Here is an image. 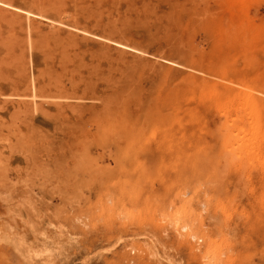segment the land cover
<instances>
[{
    "label": "rangeland",
    "instance_id": "obj_1",
    "mask_svg": "<svg viewBox=\"0 0 264 264\" xmlns=\"http://www.w3.org/2000/svg\"><path fill=\"white\" fill-rule=\"evenodd\" d=\"M11 1L67 24L0 15V264H264V0Z\"/></svg>",
    "mask_w": 264,
    "mask_h": 264
},
{
    "label": "bare ground",
    "instance_id": "obj_2",
    "mask_svg": "<svg viewBox=\"0 0 264 264\" xmlns=\"http://www.w3.org/2000/svg\"><path fill=\"white\" fill-rule=\"evenodd\" d=\"M27 6V7H26ZM40 8H42L41 6H38L34 3H32L31 5H16L14 4L11 0H0V15H7L9 16L10 19H13L15 20L17 18L18 20V29L20 28L21 30L20 31H23V29L25 28V31H26V40L29 44V47L31 48V50H37L38 49V44L39 42H43V38L40 40V36H39V26H40V23H45L47 26L49 27H54L52 29H50L54 34L58 33L60 31V24L56 26V23H61L63 24L65 21L63 19H59L58 18V21H54V18H50L48 17ZM4 18V17H3ZM6 18V16H5ZM40 18L42 19H46V20H41ZM9 19V21H10ZM11 20V21H13ZM26 20V21H25ZM10 21V22H11ZM14 22V21H13ZM55 24H54V23ZM67 24L66 22L63 24L65 25ZM68 27H69V23H68ZM71 28H75L76 30H80L82 32H85V33H88L89 34V29L83 27H77V26H70ZM17 31V30H16ZM49 31V30H48ZM69 31V35L73 32H71L70 30ZM18 32V31H17ZM71 32V33H70ZM91 32V31H90ZM77 35V33L75 32L74 35ZM105 37L107 38H110L109 36H106L104 34ZM102 37V39H106L105 37ZM20 39V38H19ZM45 40V39H44ZM110 41V39H108ZM23 41V40H22ZM21 41V44H25V42H22ZM18 43V42H17ZM105 43V42H104ZM117 43V42H116ZM122 43V42H121ZM119 44V45H122V44ZM106 45L110 46V44L108 43H105ZM17 45V44H16ZM19 45V44H18ZM21 46V45H20ZM23 47V46H21ZM25 48H26V45H25ZM22 50V49H21ZM30 50V49H29ZM30 50V52H31ZM24 54V53H23ZM22 54V58H24ZM21 58V59H22ZM32 58V57H31ZM31 58L29 60H31ZM33 61V60H32ZM22 63V62H21ZM23 72V71H22ZM28 73L27 71H24V73L21 74V76H19L20 78L15 80V81H12L13 82V89L12 90H16L14 95L18 96V97H25L26 96V93L25 91H28L30 90L31 93H30V96H33L31 100H28V99H16V100H11L10 98V102H11V105L12 107L14 108H23V110H25L24 108H33V110L35 109H41L42 111L43 108L47 105H43L44 102H38L36 101V97H45L47 94H45V91H47V89H45V87L41 86V84L39 85L38 82L36 83L35 79H30L29 76L26 74ZM248 88V87H246ZM1 89V88H0ZM250 89V87H249ZM214 93H216L213 89H211ZM11 92V91H10ZM224 93H227V94H230V95H234L232 92L230 91H223ZM12 93V92H11ZM4 94V93H3ZM28 95V94H27ZM10 96H13V95H10ZM28 97V96H26ZM68 97V96H67ZM5 98V97H4ZM47 98V97H46ZM81 97H79L80 99ZM241 102H240V105H241V108L244 109V111H246V116H247V127H244L242 126V128L244 129L243 132H245V134L241 137L242 140H245L244 142V149L245 150H248L250 148V144H251V141L254 139V137H250L247 132L248 130H251L253 129L252 126L253 125V120L254 119H257V115H259L260 113L262 114V108H264V99H257L250 91L248 90H245L242 92L241 94ZM1 99V98H0ZM7 98H5L6 100ZM55 99V98H54ZM4 100V102H5ZM8 100V99H7ZM6 100V101H7ZM39 100V99H38ZM43 100V98H42ZM60 100V99H59ZM46 103L49 102V101H45ZM7 104V102L5 103ZM49 105V104H48ZM81 105V102L79 101H62V102H55L54 103V107H59L60 110H62L63 108L67 107V108H74L75 106H79ZM225 105H228V106H225V110L229 109L230 106L229 104H226ZM3 106V105H2ZM44 106V107H43ZM51 106V105H50ZM48 107V106H46ZM62 108V109H61ZM46 109V108H45ZM90 109V108H89ZM91 110V109H90ZM103 110V109H101ZM100 110V111H101ZM21 111V110H20ZM26 111V110H25ZM30 111V110H29ZM61 112V111H60ZM24 113V111H23ZM31 113V111H30ZM35 113V111H34ZM41 114V113H40ZM89 114V113H88ZM91 114V113H90ZM91 117V116H90ZM37 118V117H36ZM250 120V121H249ZM29 121V120H28ZM246 121V120H245ZM256 121V120H254ZM246 126V125H245ZM76 132V131H75ZM74 138V137H73ZM75 141V140H74ZM58 149V148H57ZM255 150V149H253ZM249 151V150H248ZM256 151V150H255ZM253 152V151H252ZM67 162V161H66ZM72 165V164H71ZM25 176V174H24ZM2 179V178H1ZM56 185V184H55ZM13 225V224H12ZM15 225V224H14ZM20 225V224H19ZM16 227V226H15ZM19 228V227H18ZM14 230V229H13ZM23 230V229H22ZM36 230V229H35ZM25 231V230H24ZM23 233V232H22ZM25 233V232H24ZM33 233V232H32ZM41 234V237L39 236H34L33 234V237H35L34 239L37 240V242H44L45 241V236L44 233L42 235V233H39ZM26 235H28L27 231H26ZM24 251V250H23ZM25 254V253H24ZM12 261V260H11Z\"/></svg>",
    "mask_w": 264,
    "mask_h": 264
}]
</instances>
